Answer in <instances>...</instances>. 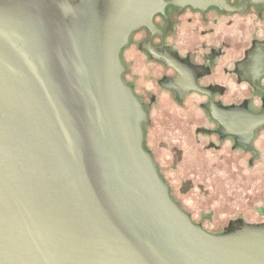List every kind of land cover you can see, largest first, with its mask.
I'll list each match as a JSON object with an SVG mask.
<instances>
[{"label":"flooded vegetation","instance_id":"1","mask_svg":"<svg viewBox=\"0 0 264 264\" xmlns=\"http://www.w3.org/2000/svg\"><path fill=\"white\" fill-rule=\"evenodd\" d=\"M8 1L11 34L0 58V202L33 209L85 177L105 212L145 250L155 244L182 264L174 245L182 236L159 220L93 95L104 0ZM162 1L151 25L133 30L121 47L120 81L163 193L197 230L221 237L233 222L210 232L177 195L196 179L216 180L239 155L250 166L258 160L264 123L253 127L252 116L264 111V0ZM254 92L260 93L256 112L247 108Z\"/></svg>","mask_w":264,"mask_h":264},{"label":"water","instance_id":"2","mask_svg":"<svg viewBox=\"0 0 264 264\" xmlns=\"http://www.w3.org/2000/svg\"><path fill=\"white\" fill-rule=\"evenodd\" d=\"M164 5L162 0H104L96 103L126 163L156 204L159 220L182 236L180 243L174 241L182 264H264V225H251L264 221V146L256 144L259 155L252 166L239 155L234 166L223 165L216 180L196 179L194 188L177 195L210 232L220 233L233 222L230 233L216 237L197 230L166 197L135 132L118 55L129 34L150 26ZM11 21L9 1L0 0V58ZM259 96L251 95L248 110L258 111ZM252 118L253 127L262 125L264 111ZM179 182L172 184L176 188ZM198 183L205 187L199 190ZM107 213L85 177L66 187L61 197L33 209L0 202V264H173L157 245L150 243L145 250L110 209Z\"/></svg>","mask_w":264,"mask_h":264}]
</instances>
